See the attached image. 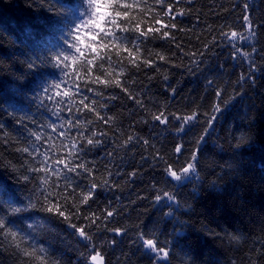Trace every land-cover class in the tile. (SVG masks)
<instances>
[{
    "label": "trees",
    "instance_id": "1",
    "mask_svg": "<svg viewBox=\"0 0 264 264\" xmlns=\"http://www.w3.org/2000/svg\"><path fill=\"white\" fill-rule=\"evenodd\" d=\"M127 2L140 5L130 10V18L136 17L131 26L141 22V28L160 27L152 15L162 11L155 0ZM172 2L164 0V5ZM85 8L86 0H0V187L5 195L13 206L17 201L27 203L29 197L37 199L40 188L47 186L38 178L31 182L21 178L37 174L24 172L21 165L31 158L17 149L35 143L41 152L49 149L66 156L68 150L61 144L70 141L58 132H67L68 121L79 117L80 130L86 136L91 131L107 133L97 137L101 144L81 142L84 151L80 156L92 167V176L68 173L80 189H86L93 179L100 185L81 211L101 216L87 230L91 243L104 257L103 264H157L153 254L141 246V231L154 233L159 244L167 246L170 264H264V0H181L174 7V11L184 13L174 21L177 29H162L170 31L169 38L150 36L140 45L139 53L132 49L140 67L125 59L122 73L118 66L110 69L106 57L105 61L99 57L94 60L91 73L79 69L80 59L70 69L57 67L53 61L57 53L71 51L64 41L71 40L69 33ZM245 14L255 29L253 40L230 42L221 36L222 25L225 32L247 35L242 19ZM123 35L131 40L138 33ZM82 38L86 48L90 37ZM232 43L250 55L233 58ZM111 54L115 62L114 49ZM121 55L128 57L122 49ZM160 55L165 59L160 60ZM145 59L154 64L144 66ZM102 62L104 69L99 68ZM30 63L34 65L31 68ZM106 71L113 73L111 78L120 79L128 92L91 83ZM57 83L60 89L52 87ZM77 85L89 97L85 103L96 101V110L105 118H113L110 124L97 120L95 112L77 111L82 107ZM89 87L102 95L88 91ZM217 89L222 90L219 99ZM57 91H68L71 103L69 97L55 95ZM129 93L144 107L130 99ZM217 103L221 110L214 113ZM162 109L169 114L167 125L151 118ZM193 112L197 119L180 130L182 121L176 117ZM212 115L216 119L208 127ZM89 120L93 123L88 124ZM50 125L58 131L53 132ZM32 132L51 136V140L36 142ZM76 132L73 128L70 135L75 137ZM202 135L204 139L197 145ZM128 136L135 138L125 143ZM177 144H183L184 151L175 167L183 166L192 152H197L196 172L179 182L166 176L164 162L156 158L159 152L164 160L175 162ZM54 181L67 183L52 176L49 185ZM165 191L175 196V203L166 198L156 202L155 196ZM105 209L114 211L106 220ZM169 212L171 215H166ZM29 215L32 219H12L25 231L33 224L37 244L48 249L52 260L90 264L89 242L73 235L67 222L46 213L20 214ZM116 228L121 234L112 231ZM24 259L8 242L0 241V264H23Z\"/></svg>",
    "mask_w": 264,
    "mask_h": 264
},
{
    "label": "snow or ice",
    "instance_id": "2",
    "mask_svg": "<svg viewBox=\"0 0 264 264\" xmlns=\"http://www.w3.org/2000/svg\"><path fill=\"white\" fill-rule=\"evenodd\" d=\"M157 5L161 6L162 11H154L152 13L153 20L156 25L160 27H147L141 28V22H137L134 26L132 21L136 20L135 16L130 18V10L140 7L139 2L129 3L127 0H86V8L84 11L79 13L80 20L75 24L73 30L69 33L71 40L65 39L64 43L67 45V48L71 50L70 52L61 51L52 57L57 67H63L64 69H70L71 66L76 65L77 60H82V63L79 66V69H86L88 73H91L93 70L94 60L99 57L101 61H105L110 69L114 66H118L120 72L126 70V66L123 61L126 59L129 64H132L134 67L139 69L140 64L135 58V53L140 52V45L147 40L150 36L155 38L159 35L161 39L169 38L170 31L162 29H177V24L174 22L177 16L183 15V11H174L175 5H178L181 0H173L172 3L164 5V0H155ZM247 9L248 5H244ZM103 9V11H102ZM142 13H146L145 9L141 8ZM164 17H167V22L164 21ZM245 27V32L240 33L234 30L228 32L223 31L225 26H221V36L225 39H228L230 42L238 41H251L255 38V29L253 27L252 21L248 15H243L242 17ZM135 32L138 35H135L131 40L128 36L123 35V33ZM183 31V29H180ZM117 32H120V35H117ZM90 37V40L86 44L82 37ZM143 38V39H141ZM174 39V37H173ZM130 45V46H129ZM235 51L233 52V58H236L237 55L242 57H248L250 54L245 52L242 47H237L236 43H232ZM177 48L180 47L179 44L176 45ZM207 47V45H205ZM115 50V55L118 58L115 62L112 59V50ZM121 49L123 52L128 53V57H122ZM132 49H135V53ZM255 52V48L252 49ZM101 53H103L101 55ZM96 54L92 59H87L86 55ZM202 54V53H201ZM195 55V54H193ZM160 60H164L165 57L160 55ZM71 62V63H70ZM144 66H152L153 61L145 59L143 61ZM29 68L33 67V64L28 65ZM100 69H104V63L99 64ZM79 69L76 71V75L79 74ZM65 75L68 76L69 72H65ZM113 73L111 71H106L102 75H97L91 79V83L94 85H103L107 87H120L123 91L128 92V89L124 87L121 83V80L118 78H111ZM119 75V74H117ZM166 78V77H165ZM241 79H244V76L241 75ZM66 83V81L64 82ZM126 83V81H125ZM211 83V82H209ZM55 89H60L61 84L57 83L53 85ZM90 92H94L95 95H102L101 91H97L94 88L89 87L87 89ZM45 92L48 89L44 90ZM77 93L81 95L80 105L81 108H77V111L87 110L89 112H95L97 120L104 124H110L112 122V117L105 118L96 110V101H91L90 103H85L89 100L87 95H84L81 91L79 85H77ZM57 96L69 97V102L71 103L70 94L68 91L63 93L57 91L55 93ZM217 99L222 95V90L217 89L215 93ZM53 97H49L52 99ZM114 98V97H113ZM130 99H135L137 104L143 108L144 105L142 102L133 97L129 93ZM57 101V103H61ZM100 107H105V105H100ZM71 111V109H69ZM220 104L213 105V112H219ZM205 115H208L205 113ZM151 118L154 122H159L161 125H167L169 123V114H166L165 110H159L158 112L152 113ZM176 119L181 120L180 130H183V127L190 122L197 119V113L193 112L189 116L185 117H176ZM216 119L215 115H212L207 123L208 127H211L213 121ZM70 127L65 131H59L58 135L65 136L70 142L67 145L61 144V147L67 148V155L60 156L55 155V153H50L49 149H45L41 152V148L37 147L35 143L31 147L18 148L17 151L27 154V157H30L31 160L25 159L24 164L21 165V168L24 169L25 173L37 174L36 177H30V175L25 174L21 178L26 182H31L32 178H38L42 185L47 187H41L39 190V196L36 200H33L31 197L28 198L27 203L22 201H17L16 206H13V201L5 195V189L0 187V241L8 242L9 246L14 249L16 254L24 257L23 264H59L58 261L52 260L48 249L37 244L36 237L34 232L36 229L33 224H28L25 231L17 227V222L12 217H18L21 219H32V216L22 217L20 214L24 213H46L49 217H59L64 222L74 230L73 235H77L81 238L82 241H88L91 251L88 254V259L90 264H103L104 257L101 252L98 250L97 246L92 242V236L89 234L87 229L91 228L93 225L97 224V221L101 220V216L95 212H82L81 209L83 206L88 205L90 200H93L96 190L100 187L98 183L93 182L90 185L86 186V189H80L79 184H73L71 178L68 176V173H73L75 176H81L86 174L87 176H92V167L88 163L81 159L80 153L84 151V148L81 146V142H84L86 145L94 146L102 143V140L97 139L98 136L107 135V133L102 131H91L90 136H86L83 131L80 130L81 124L79 117H76L75 121H68ZM93 121L89 120L88 124H92ZM0 127H3L0 125ZM53 132H57L55 126L50 125ZM60 128L63 129L64 125H60ZM77 130L76 136L72 137L70 135L72 129ZM205 134L208 131V128H205ZM31 135L35 137V141L41 144L47 143L48 140H51V136L45 138L43 135L36 132H32ZM135 137L128 136L125 143L131 142ZM204 136H200L197 140V145L203 141ZM145 144H148V141H144ZM51 147V146H50ZM184 145L177 144L174 147V153L176 154L177 160L175 162H168L164 160V157L157 152L156 158L164 162V173L173 181H182L184 179L190 178L196 172V162H197V152L194 150L185 164L181 167H175L174 164L178 163L179 157L183 154ZM40 157V159H37ZM135 175V173H132ZM52 176H56L67 183L61 185L57 182H53L49 185V180ZM107 184V181H105ZM167 199L175 203V196L167 191L163 192L162 195L157 194L155 196L156 202L161 201L162 199ZM105 215L103 219H107L114 215V211L104 210ZM166 215H171V212L166 213ZM74 220H83L87 221V224H77ZM116 234H121V229H113ZM138 238L141 241V246L145 249L146 253L153 254V259L157 264L165 262V264H170L169 251L167 246H161L158 242V239L153 234H146L141 231L138 233ZM236 239V237H233Z\"/></svg>",
    "mask_w": 264,
    "mask_h": 264
}]
</instances>
